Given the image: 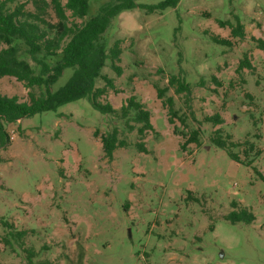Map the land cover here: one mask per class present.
I'll list each match as a JSON object with an SVG mask.
<instances>
[{"label":"rangeland","instance_id":"obj_1","mask_svg":"<svg viewBox=\"0 0 264 264\" xmlns=\"http://www.w3.org/2000/svg\"><path fill=\"white\" fill-rule=\"evenodd\" d=\"M21 1L35 9L32 0ZM104 1L90 0L89 15ZM46 17L58 20L52 7ZM237 19L244 38L232 36ZM253 37L264 38V0H180L154 12L122 11L105 34L109 47L120 41L122 73L108 58L102 73L115 87L100 100L119 108L134 94L145 104L155 127L144 138L148 152L136 145L137 129L88 97L8 124L11 142L0 148V264H264V180L257 172L264 173V51ZM246 53L253 68L238 72ZM72 73L66 68L53 89ZM172 75L191 91L177 92ZM96 85L107 83L99 77ZM155 85L166 87L163 99L173 97L174 123ZM42 90L0 76L3 95L28 101L30 91ZM215 114L223 122L206 119ZM114 126L128 145L110 159L100 135ZM217 128L254 142L249 155L248 144L233 148L242 162L214 144ZM193 129L199 142L182 146ZM234 201L255 221L227 219Z\"/></svg>","mask_w":264,"mask_h":264},{"label":"trees","instance_id":"obj_2","mask_svg":"<svg viewBox=\"0 0 264 264\" xmlns=\"http://www.w3.org/2000/svg\"><path fill=\"white\" fill-rule=\"evenodd\" d=\"M35 9L26 7L21 0H0V76H13L22 81L29 88L39 87L40 93L29 92V100H20L18 96L0 94V148H6L11 142L7 128L21 118L32 116L49 110H57L60 106L81 98L88 97L92 104L104 113L118 114L125 119L129 131L137 129L140 139L136 142L142 152H148L144 141L147 132L155 131L152 114L145 104L134 94L126 98L119 108L110 102H102L100 97L114 88V80L102 73L107 59H111L112 66L121 74L122 68L118 65L121 60L122 47L117 40L109 47L105 34L112 21L124 10L142 6L149 12L175 7L180 0H163L157 4H141L138 0H106L102 2L96 13L89 15L90 0H32ZM55 11L58 20L53 22L46 15L49 8ZM67 10L74 17L70 21ZM77 18L81 19L80 21ZM228 21H222L226 24ZM232 36L244 38V24L237 19L232 24ZM219 43L232 44L230 39L212 36ZM257 47L264 51V38L253 37ZM59 56L54 62L50 57ZM66 68H73V73L57 89L54 84L63 75ZM244 68H253V64L246 53L239 61L237 71ZM106 80L107 85L97 87V79ZM170 85H177V92L191 91V84L179 75L169 78ZM159 98L163 99L166 87L155 85ZM168 107L169 121L174 123L177 111L174 108L173 97L163 99ZM214 123H221L223 119L215 114L206 117ZM181 122H185L180 117ZM136 123H139L136 126ZM177 127H175V130ZM199 129H193L187 137L186 143L199 142ZM105 155L112 159L115 150L120 146L128 145V141L120 137V129L114 126L111 131L100 135ZM215 145L225 149L228 155L237 162H242L239 153L233 148L248 144V149L255 144L252 141H235L230 134L223 135L222 129L217 128L212 136ZM258 152V151H257ZM1 160V157H0ZM252 161L248 160L247 164ZM259 176L264 180V173L257 169ZM193 198V197H192ZM199 200L198 197H194ZM237 209L227 213L225 217L232 222L244 221L252 223L256 216L247 206L233 202ZM16 235H24V231H16Z\"/></svg>","mask_w":264,"mask_h":264}]
</instances>
